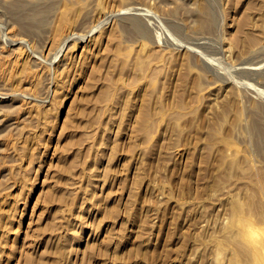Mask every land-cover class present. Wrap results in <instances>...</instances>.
I'll return each instance as SVG.
<instances>
[{"label": "rangeland", "instance_id": "1", "mask_svg": "<svg viewBox=\"0 0 264 264\" xmlns=\"http://www.w3.org/2000/svg\"><path fill=\"white\" fill-rule=\"evenodd\" d=\"M256 245L264 0H0V264H264Z\"/></svg>", "mask_w": 264, "mask_h": 264}, {"label": "bare ground", "instance_id": "2", "mask_svg": "<svg viewBox=\"0 0 264 264\" xmlns=\"http://www.w3.org/2000/svg\"><path fill=\"white\" fill-rule=\"evenodd\" d=\"M258 234H260V232L259 231H254V232H252V237L253 238H256V235H258ZM257 242V241H256ZM256 247L260 250V252L262 251V255H263V257H264V247H258L257 245H256Z\"/></svg>", "mask_w": 264, "mask_h": 264}]
</instances>
